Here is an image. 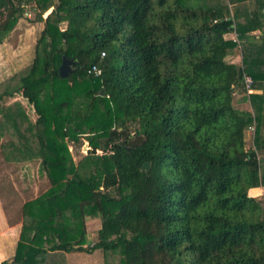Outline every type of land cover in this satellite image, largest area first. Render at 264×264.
Wrapping results in <instances>:
<instances>
[{
  "label": "trees",
  "instance_id": "trees-1",
  "mask_svg": "<svg viewBox=\"0 0 264 264\" xmlns=\"http://www.w3.org/2000/svg\"><path fill=\"white\" fill-rule=\"evenodd\" d=\"M29 6L42 22L33 56L0 99L19 93L37 117L18 100L1 107L0 146L39 158L50 187L23 203L0 264L96 249L103 264H264V196L248 192L264 187V0H0V42ZM237 51L241 66L226 60ZM245 76L251 111L232 105ZM83 139L75 164L67 141ZM88 218L100 226L84 246Z\"/></svg>",
  "mask_w": 264,
  "mask_h": 264
},
{
  "label": "rangeland",
  "instance_id": "rangeland-1",
  "mask_svg": "<svg viewBox=\"0 0 264 264\" xmlns=\"http://www.w3.org/2000/svg\"><path fill=\"white\" fill-rule=\"evenodd\" d=\"M34 15L33 9L29 6L25 17L21 19L16 26L20 28L23 25L20 34L15 35L14 32L11 31L3 37L0 42V83L11 75H23L26 73L33 56L34 42L42 27V22L31 21L34 19ZM65 23L66 20H60L61 26H64ZM13 38L17 40L16 46H12L11 40ZM1 88L2 86L0 84V89ZM18 96L23 102V105H21L28 118L30 121H34L37 117L36 111L21 94L15 93L13 97ZM13 97L2 96L0 99V108L5 106L7 101ZM128 130V133L131 135V133H133V125H129ZM6 138H8V135L1 137L0 143L2 139L4 140ZM67 143L75 164L79 163L83 157L89 154L90 146L87 140L83 139V142L80 144L72 143L71 141H67ZM247 147L246 144V148ZM98 154H102V151L98 150ZM0 183L6 186L3 190H0V199L4 211L21 223H23V203L40 196L50 187L49 180L41 167L39 158L20 159L15 161L8 160L5 159L1 146ZM263 196L260 198H263ZM99 226L100 219L98 218H88L85 221L86 241L84 246L92 244ZM71 253L73 252L66 253L67 264H103V254L101 250L96 249L90 254L83 251H77L75 254Z\"/></svg>",
  "mask_w": 264,
  "mask_h": 264
},
{
  "label": "crops",
  "instance_id": "crops-1",
  "mask_svg": "<svg viewBox=\"0 0 264 264\" xmlns=\"http://www.w3.org/2000/svg\"><path fill=\"white\" fill-rule=\"evenodd\" d=\"M231 8V5H230ZM264 10V9H263ZM232 8H231V15H232ZM259 34V32H255ZM255 34V35H257ZM227 38L237 39L234 32L228 33L225 35ZM226 60L229 62H232L236 65L241 66L242 65V56L241 52L237 51L234 54L228 55L226 57ZM244 82V79H243ZM241 82L238 81L235 87V92L232 95V105L237 109L242 110H252V106L250 103V100L248 98L247 93L252 92V89L249 88V90H244V88L240 84ZM18 100L22 105L23 102L21 101L20 97H13L7 101V103ZM254 128L253 126L247 128L244 132V140H245V146L249 147L251 144H253V134H254ZM1 184V183H0ZM6 186L1 184L0 190H3ZM249 194L251 196L260 198L263 196V187H252L249 189ZM22 223L19 221H16L12 215H8L3 209V204L0 199V262L2 261H10L13 257L14 253V247L16 245V242L19 239V234L21 231ZM74 254L76 252H73ZM71 253V254H73ZM71 264V263H70Z\"/></svg>",
  "mask_w": 264,
  "mask_h": 264
},
{
  "label": "water",
  "instance_id": "water-1",
  "mask_svg": "<svg viewBox=\"0 0 264 264\" xmlns=\"http://www.w3.org/2000/svg\"><path fill=\"white\" fill-rule=\"evenodd\" d=\"M73 65H74L73 60L63 56L61 64L59 66V74H60V76L65 77L69 73H71L72 70H73ZM232 89H233V87H232ZM142 169H144V171L147 173L148 170H149V162H145L142 165Z\"/></svg>",
  "mask_w": 264,
  "mask_h": 264
},
{
  "label": "built area",
  "instance_id": "built-area-1",
  "mask_svg": "<svg viewBox=\"0 0 264 264\" xmlns=\"http://www.w3.org/2000/svg\"><path fill=\"white\" fill-rule=\"evenodd\" d=\"M90 71L92 72H95V74H98V69H96V67L95 66H92L91 67V69H90ZM244 83H245V87H246V90H249V88H250V84H251V79L249 78V77H244ZM263 190H264V187H263Z\"/></svg>",
  "mask_w": 264,
  "mask_h": 264
}]
</instances>
